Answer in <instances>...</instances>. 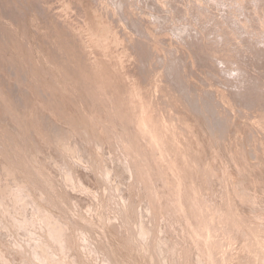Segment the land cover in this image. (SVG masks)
<instances>
[{
  "label": "rangeland",
  "instance_id": "obj_1",
  "mask_svg": "<svg viewBox=\"0 0 264 264\" xmlns=\"http://www.w3.org/2000/svg\"><path fill=\"white\" fill-rule=\"evenodd\" d=\"M263 2L0 0V264H264Z\"/></svg>",
  "mask_w": 264,
  "mask_h": 264
},
{
  "label": "bare ground",
  "instance_id": "obj_2",
  "mask_svg": "<svg viewBox=\"0 0 264 264\" xmlns=\"http://www.w3.org/2000/svg\"><path fill=\"white\" fill-rule=\"evenodd\" d=\"M158 1V0H157ZM172 2V1H171ZM184 2V1H183ZM222 2V1H221ZM177 3V2H176ZM208 3V2H207ZM233 4V3H232ZM249 4V3H248ZM262 4V3H261ZM263 4H264V2H263ZM178 5V4H177ZM184 5V4H183ZM219 5V4H218ZM179 6V5H178ZM224 6V5H223ZM236 6V5H235ZM259 6V5H258ZM232 7V6H231ZM260 7V6H259ZM181 8V7H180ZM190 9V8H189ZM212 9V8H211ZM228 10H229V8H227ZM235 9V8H234ZM227 10V11H228ZM155 11V10H154ZM178 11V10H177ZM184 11V10H183ZM226 11V10H225ZM173 12H175V11H173ZM216 12V11H215ZM248 12V11H247ZM159 12H157V14H158ZM248 14V13H247ZM253 14H254V12H253ZM261 14V13H260ZM259 14V15H260ZM239 15V14H238ZM245 15V14H244ZM177 16H178V14H177ZM169 17V16H168ZM171 17V16H170ZM180 17V16H179ZM183 17V16H182ZM232 17V16H231ZM244 17H246V16H244ZM230 18V17H229ZM242 18V17H241ZM161 19V18H160ZM210 19V18H209ZM212 19V18H211ZM258 19V18H257ZM184 20V19H183ZM183 20H181V21H183ZM190 21V20H189ZM206 22V21H205ZM171 23V22H170ZM213 23V22H212ZM190 24V23H189ZM202 24V23H201ZM200 24V25H201ZM254 24V23H253ZM261 24V23H260ZM199 25V24H198ZM251 25V24H250ZM150 26V25H149ZM208 26V25H207ZM210 26V25H209ZM212 26V25H211ZM152 27V26H151ZM194 27V26H193ZM166 29V28H165ZM240 29V28H239ZM255 29H256V27H255ZM262 29V28H261ZM197 30V29H196ZM201 30V29H200ZM163 31V30H162ZM217 31H218V29H217ZM153 32V31H152ZM188 32H189V30H188ZM214 32H215V30H214ZM247 32V31H246ZM251 32V31H250ZM158 33V32H157ZM193 33V32H192ZM152 34V33H151ZM192 35V34H191ZM177 36V35H176ZM196 36V35H195ZM219 37V36H218ZM217 37V38H218ZM247 37V36H246ZM153 39V38H152ZM198 39V38H197ZM201 39V38H200ZM249 39V38H248ZM247 39V40H248ZM168 40H170V39H168ZM177 40V39H176ZM214 40V39H213ZM213 40H212V42H213ZM222 40V39H221ZM178 41V40H177ZM154 42V41H153ZM158 42H159V40H158ZM165 42V41H164ZM170 42V41H169ZM198 42V41H197ZM218 42V41H217ZM172 43V42H171ZM207 43V42H206ZM250 44H251V42H249ZM249 43H248V45H249ZM155 45V44H154ZM264 45V44H263ZM153 46V45H152ZM184 46H185V44H184ZM160 47V46H159ZM167 48H168V46H167ZM215 48V47H214ZM161 49V48H160ZM178 51V50H177ZM172 52V51H171ZM195 55V54H194ZM238 55V54H237ZM177 57V56H176ZM212 58V57H211ZM175 59V58H174ZM207 59H210V58H207ZM223 60V59H222ZM174 61V60H173ZM205 64H207V63H205ZM225 65V64H224ZM184 71V70H183ZM182 71V72H183ZM236 71V70H235ZM188 74V73H187ZM240 74V73H239ZM185 76V75H184ZM191 78V77H190ZM192 81V80H191ZM199 81V80H198ZM176 82V81H175ZM197 82V81H196ZM242 82V81H241ZM177 83V82H176ZM190 85V84H189ZM190 88V87H189ZM253 95V94H252ZM259 102V101H258ZM221 124V123H220ZM216 126V125H215ZM19 192V191H18ZM22 198V197H21ZM28 199V198H27ZM25 201V200H24ZM30 201V200H29ZM35 205V204H34ZM36 206L37 205H35V207L34 208H36ZM38 208H39V206H38ZM41 210H43V209H41ZM39 211V209L37 210V212ZM43 212V211H42ZM45 212V211H44ZM50 213V212H49ZM41 216V215H40ZM37 217V216H36ZM55 219V218H54ZM48 221V220H47ZM51 228H52V226H51ZM12 236V235H11ZM52 235H50V237H51ZM31 241V240H30ZM36 242V241H35ZM43 243H45V242H43ZM40 246V245H39ZM33 247V246H32ZM48 248V247H47ZM46 249V248H45ZM33 250H35V249H33ZM38 250V249H37ZM42 251V250H41ZM41 251H39L40 252V254H41ZM24 252V251H23ZM36 252V251H35ZM3 253V252H2ZM32 252H30V254H31ZM36 254V253H35ZM39 254V253H38ZM46 255V254H45ZM39 258H41V257H39ZM52 258V257H51ZM47 262V261H46ZM52 263V262H51ZM56 264H58V263H56Z\"/></svg>",
  "mask_w": 264,
  "mask_h": 264
}]
</instances>
